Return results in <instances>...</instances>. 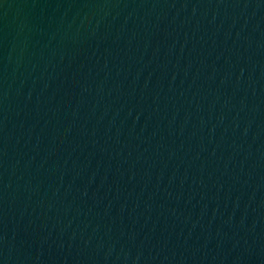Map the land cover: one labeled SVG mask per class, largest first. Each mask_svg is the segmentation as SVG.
I'll use <instances>...</instances> for the list:
<instances>
[{"label": "water", "instance_id": "95a60500", "mask_svg": "<svg viewBox=\"0 0 264 264\" xmlns=\"http://www.w3.org/2000/svg\"><path fill=\"white\" fill-rule=\"evenodd\" d=\"M0 264H264V0H0Z\"/></svg>", "mask_w": 264, "mask_h": 264}]
</instances>
